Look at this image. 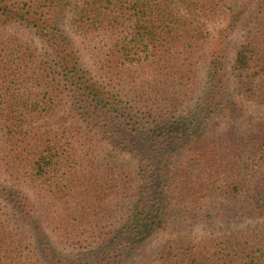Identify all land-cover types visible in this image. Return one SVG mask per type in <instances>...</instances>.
<instances>
[{"label":"trees","instance_id":"16d2710c","mask_svg":"<svg viewBox=\"0 0 264 264\" xmlns=\"http://www.w3.org/2000/svg\"><path fill=\"white\" fill-rule=\"evenodd\" d=\"M64 2L0 0V264H264V0H88L90 67ZM220 17L202 70L194 18Z\"/></svg>","mask_w":264,"mask_h":264},{"label":"rangeland","instance_id":"374dc122","mask_svg":"<svg viewBox=\"0 0 264 264\" xmlns=\"http://www.w3.org/2000/svg\"><path fill=\"white\" fill-rule=\"evenodd\" d=\"M88 0H65L64 2V17H63V25L62 30L64 35L74 44V46L78 49L79 53L81 54L84 61L89 65H91V58L88 52L84 49L82 44L81 38L74 27V20L82 8L85 2ZM179 12L181 14H185L188 18L190 17L188 11L185 8L179 7ZM194 20H201L198 23L200 24L204 38L201 42V50H200V58H201V69L204 70L206 68V63L210 59V55L212 53V49L214 45L219 42L220 32L225 29L227 24L225 17H220L216 19H197ZM16 31L15 27H8L6 29L0 30V37L5 35L14 33ZM241 34L240 32H233L230 33L227 39H225V47L228 53V56L233 54L234 46L240 40ZM245 108L246 116L242 119H246L248 117L257 116L259 113V109L253 105L243 103ZM261 111V110H260ZM241 120V119H240ZM261 222L260 219L255 218H230L225 220H214L209 223H205L202 225H181L176 230L170 231L166 234L159 235L156 239L153 240L152 244L154 247H159L161 244L166 242L167 240L178 237L184 236L187 238L192 239L193 241H198L206 237H214L221 234H226L230 232H234L237 230H246L254 227Z\"/></svg>","mask_w":264,"mask_h":264}]
</instances>
